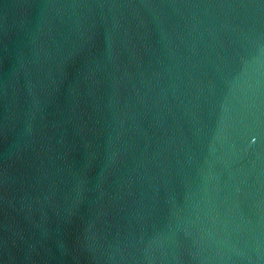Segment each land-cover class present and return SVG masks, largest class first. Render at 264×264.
Masks as SVG:
<instances>
[{
	"label": "water",
	"instance_id": "95a60500",
	"mask_svg": "<svg viewBox=\"0 0 264 264\" xmlns=\"http://www.w3.org/2000/svg\"><path fill=\"white\" fill-rule=\"evenodd\" d=\"M0 264H264V0H0Z\"/></svg>",
	"mask_w": 264,
	"mask_h": 264
}]
</instances>
